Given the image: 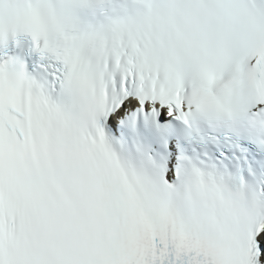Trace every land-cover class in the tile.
<instances>
[{
	"label": "snow or ice",
	"instance_id": "obj_1",
	"mask_svg": "<svg viewBox=\"0 0 264 264\" xmlns=\"http://www.w3.org/2000/svg\"><path fill=\"white\" fill-rule=\"evenodd\" d=\"M0 264H264V0H0Z\"/></svg>",
	"mask_w": 264,
	"mask_h": 264
}]
</instances>
